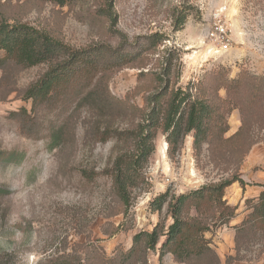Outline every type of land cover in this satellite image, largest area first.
<instances>
[{"label": "rangeland", "instance_id": "374dc122", "mask_svg": "<svg viewBox=\"0 0 264 264\" xmlns=\"http://www.w3.org/2000/svg\"><path fill=\"white\" fill-rule=\"evenodd\" d=\"M2 17L27 23L68 46L67 56L55 64L73 54L87 63L67 70L69 82L54 108L40 113L31 136L15 114L22 108L31 111L33 101L25 90L49 64L0 70V264H106L107 258L130 249L136 233L152 231L161 218L167 225L172 222L167 205L162 217L154 210L160 194L169 188L171 193L190 192L232 173L229 163L236 162L237 154L212 157L206 144L198 159L189 134L170 156L168 147L165 153L161 149L167 139L159 131L155 152L138 169L141 183L127 210L114 189L115 161L139 154L134 135L150 109L151 76L139 81L140 72H159L171 57L176 85L185 89L190 85L196 91L207 77L212 80V72L229 79L243 72L264 78V0H75L66 5L0 0ZM222 23L231 37L228 51L216 41V25ZM4 53L0 49V58ZM96 85L103 96L123 102L121 112L100 115L80 102L77 96ZM218 94L226 98V88ZM228 108L226 137L242 124L241 109ZM63 127L67 138L52 139V131ZM255 129L258 142L252 148L264 144V126ZM229 228L206 237L215 247L220 241L228 244ZM130 264L186 263L172 254L161 258L158 245ZM236 264H264V255Z\"/></svg>", "mask_w": 264, "mask_h": 264}, {"label": "trees", "instance_id": "16d2710c", "mask_svg": "<svg viewBox=\"0 0 264 264\" xmlns=\"http://www.w3.org/2000/svg\"><path fill=\"white\" fill-rule=\"evenodd\" d=\"M50 1L66 5L75 0ZM0 49L5 51L0 58V70L6 73L13 67L26 69L49 64L44 75L25 90L26 99L33 101L31 111L22 108L15 114L22 131L31 136L40 113L54 108L52 103L58 99L60 89L69 82L67 70L86 67L87 60L76 58L73 54L70 60L55 64V61L67 56L68 46L45 31L20 21L10 22L4 17L0 18ZM127 60L129 65L135 66V60L130 57ZM137 65L146 67V63L142 62ZM174 72L175 65L168 57L159 72L149 70L139 74L138 79L142 82L146 76H151L150 83L153 86L150 85L148 90L152 92L150 109L134 135L139 154L129 158L120 156L114 164V189L121 204L126 210L129 208L135 189L141 183L138 169L149 162L155 152L159 131L166 135L170 156L182 147L187 135L192 134L198 159L207 144L212 157L231 158L234 156L232 152L237 154L236 162L230 161L232 173L219 181L207 183L190 192L171 193L169 188L160 194L153 202L154 210L162 217L167 205L172 222L167 225L161 218L152 231L136 233L130 249L120 256L107 258L106 264H130L158 245L161 258L172 254L177 262L186 264H223L217 248L212 239L206 237V233L214 234L216 229L229 225L238 214L239 206L230 204L225 194L227 187L235 182L246 185L241 165L252 146L258 142L255 128L264 126V78L243 72L238 78L229 79L226 74L212 72V80L207 77L194 91L190 85L187 89L177 86ZM97 86L87 92L82 91L77 96L80 102L100 115L121 112L123 102L103 96ZM220 88H226V98L218 94ZM230 104L241 109L242 124L234 134L226 137L230 130L226 117ZM64 128L53 130L51 138L66 139L67 130ZM228 144H234V147L225 149ZM260 185L263 190L257 197L245 199L246 214L234 226V253L226 256V264L251 261L264 255V183Z\"/></svg>", "mask_w": 264, "mask_h": 264}, {"label": "crops", "instance_id": "0c3cea01", "mask_svg": "<svg viewBox=\"0 0 264 264\" xmlns=\"http://www.w3.org/2000/svg\"><path fill=\"white\" fill-rule=\"evenodd\" d=\"M242 177L246 182L245 186L235 182L226 189L225 198L230 204L238 205L239 208L237 216L228 225L232 239L228 244L220 241L221 245L216 247L222 259L226 254L234 253V226L240 223L246 214L245 199L257 197L263 190L260 184L264 183V144H257L251 149L242 165Z\"/></svg>", "mask_w": 264, "mask_h": 264}, {"label": "built area", "instance_id": "2783aa9c", "mask_svg": "<svg viewBox=\"0 0 264 264\" xmlns=\"http://www.w3.org/2000/svg\"><path fill=\"white\" fill-rule=\"evenodd\" d=\"M216 41L222 44L223 50L228 51L231 45V37L229 35V29L227 28L225 23L216 25ZM220 50H218L219 52ZM211 52V50L209 51Z\"/></svg>", "mask_w": 264, "mask_h": 264}, {"label": "bare ground", "instance_id": "6f19581e", "mask_svg": "<svg viewBox=\"0 0 264 264\" xmlns=\"http://www.w3.org/2000/svg\"><path fill=\"white\" fill-rule=\"evenodd\" d=\"M167 145H168L167 142H164V143H163V146H162V148H161V149L163 150L164 153H165V151L167 150V147H168Z\"/></svg>", "mask_w": 264, "mask_h": 264}]
</instances>
